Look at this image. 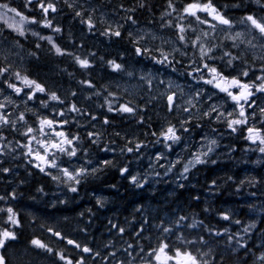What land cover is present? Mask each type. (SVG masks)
I'll return each instance as SVG.
<instances>
[{"label":"trees","instance_id":"16d2710c","mask_svg":"<svg viewBox=\"0 0 264 264\" xmlns=\"http://www.w3.org/2000/svg\"><path fill=\"white\" fill-rule=\"evenodd\" d=\"M1 1L27 17L30 27L37 30L34 31L37 37L51 36L53 42L66 54H56L47 39L34 41L29 38L19 41L17 36L13 37L12 32L4 30L0 24L1 43L8 42L13 46L12 51L6 52L5 45L0 46V51L4 52L0 54V66L11 63L13 69L42 84L47 91L37 93L36 100L47 104V107L43 106L45 118L47 116V119L60 122L67 120L68 123L62 128L67 127L70 136L77 134L79 137V162L88 165V159L92 157L95 165H99L98 173L83 176L78 185L63 184L64 178L58 184L50 175L44 177L42 187L37 183V177L36 182H29V204L22 207L19 201V206L14 210L21 218V225L12 230L16 239L8 240L0 250L6 264H67L68 260L78 264L81 259L83 264H133L141 260V249L156 248L161 240L170 245V250L187 248L190 251H210L219 256L222 264H264L259 259L264 255V152H260L259 148L264 145L253 143L247 138L250 116L246 115V124L235 126L236 131H232L227 123V120L238 119L234 113L231 117L225 114L217 119L213 112L203 109L178 121L177 114L174 110H168L166 100L160 98L156 91L142 89L130 95L122 93L114 84V79L126 71L127 67L138 66L144 61L146 66L152 62L149 69L154 71L165 70L169 66L172 73L180 78L179 81L187 86L196 81L197 75L192 70L202 64L190 44L181 43L193 56L184 58L169 55L170 62L160 64L156 60L161 56L155 55L152 47L147 48L135 41L132 29L152 28L161 35L173 32L177 37L175 26L182 23L196 29L195 32L189 30L185 33L189 38L207 32L210 27L208 24H200L194 17L183 13L188 4L197 0H171L175 11L169 8V0H79L72 5L64 0H50L57 11L50 10L46 16L39 3L46 5L49 0H31V3L27 0ZM261 1L264 3V0ZM198 2L203 4L207 0ZM211 2L232 23L244 19L246 13H251L246 10L249 7L247 0ZM91 7L108 13L114 23L93 24L90 30L92 33H89L88 25L82 21L89 17L91 21L97 18V15H93L96 10L87 13ZM76 12L82 15L77 16ZM167 12L171 15H165ZM197 15L217 23L207 13ZM45 19L51 21V30L43 26ZM32 20L36 22H29ZM168 21H171L172 27H164ZM57 27L60 32L53 31ZM220 27L225 26H217ZM115 30L121 32L119 37L104 35L106 31L111 33ZM224 36V33L217 30L209 33L208 44L219 46L212 53L213 56H216V52L221 56L224 51H233L229 41L223 39ZM137 47L149 51L138 55ZM5 56L7 60L3 59ZM77 56L88 59L91 66L82 68L74 59ZM221 60L206 62L218 69H225L226 65ZM110 61L121 64L123 70L114 71ZM12 82L21 86L14 77ZM1 85L4 88V84ZM24 92H29V89L25 88ZM50 92H55L63 103L51 101ZM106 101L112 102V112L108 111ZM129 101L130 106L136 108L134 113L115 111ZM72 104L80 109L78 113L69 111ZM60 112L64 115H57ZM105 119L109 123L105 124ZM261 120V115H255L252 126L264 134V120ZM182 123L188 131L181 129ZM171 125L180 128L177 134L181 139L172 144L169 152L168 147L164 150L160 148L164 142L159 145V136ZM205 132L211 133V139L216 141L214 145H209L213 150L204 156L207 162L197 164L182 180H176L179 176H171L175 181L174 189L170 183L161 181L157 187L163 186L165 190L150 192L143 186L129 182L132 176L145 172V159L150 158L153 151L159 157H171L174 153V161L190 158L191 152L199 148L197 140ZM89 133H93V136L89 137ZM204 143L200 145L205 147ZM136 144L141 145L138 151L135 149ZM128 147H132L133 151H126ZM62 158L66 160L68 156ZM105 161L111 163L105 165ZM123 168H127L128 172L122 174ZM73 186L77 188L76 192L70 190ZM111 187L115 190L104 192V189ZM135 187L138 190L133 191ZM235 188H244V194L251 195L242 196L238 192L237 195L230 194ZM20 196L21 193H17V197ZM133 205L134 208H131ZM106 207H111L110 215L106 213ZM121 208L123 210L119 211ZM225 215L229 219H224ZM180 217L186 219L180 221ZM137 220H140L144 230L141 236H137V230L134 229ZM193 224L196 226L192 227ZM161 226L171 228L172 231L165 233ZM7 228V217L0 212V230ZM118 228H123L124 232L120 233ZM49 229L59 232L65 239L74 240L81 249L59 242L50 235ZM126 234L129 237L121 240L119 235ZM34 239L41 240L52 251L34 246ZM187 241L195 243L188 244ZM129 245L132 247L129 248ZM85 246L92 249V252H83ZM61 254L64 260L60 259Z\"/></svg>","mask_w":264,"mask_h":264},{"label":"snow or ice","instance_id":"6c2138e0","mask_svg":"<svg viewBox=\"0 0 264 264\" xmlns=\"http://www.w3.org/2000/svg\"><path fill=\"white\" fill-rule=\"evenodd\" d=\"M28 3H31V0H27ZM260 0H257V3H259ZM143 6V5H141ZM39 7L42 10V12L45 14V16L48 14V12L51 10L52 12H56L57 9L55 7V4L49 2L45 5V3L41 2L39 3ZM169 8H173V5L171 3V0H169ZM0 9L6 10L7 12L15 13L17 16L21 17V24L24 21H28V18L23 16L21 13L17 12L15 8H9V5L7 3L0 4ZM198 12H204L207 13L208 16L211 17L212 21H216L217 23L210 24V27L215 30L217 25H223L226 26V30L230 32V30L233 27V23L230 19L226 18L222 13H220L217 8L212 4L211 0H207L206 3H199L193 2L188 4L184 9L183 13L187 14L188 16L194 17L196 21H198L200 24H209L210 22L206 19H201L199 15H197ZM77 16L82 15L80 12H76ZM165 15H171L170 12L165 13ZM180 19H183V15L180 17ZM31 23H35L36 21L32 20L29 21ZM84 23H87L89 30H91L94 25L91 22V17L87 21H82ZM135 23V21H133ZM241 23H247L250 27V31L254 30L259 34V38L261 40H264V19H257L253 15H248L244 17V19L241 21ZM43 26L52 28L51 21L45 19L43 21ZM171 21H168L165 23L164 27H172ZM10 28H14L19 35L23 36L25 35V32L23 30L22 26H16L13 24H9ZM177 30V39L179 42H181L184 45H191L193 48L197 49L199 53V58L201 61L202 66L198 65L194 71L195 72H207L210 78L207 80H204V77L201 76L199 79L203 80L204 83L213 85L215 88L219 89L221 92H224L238 107V112H236V116L240 117L238 119H230L227 120V117L225 119L227 120L228 126L232 129V131H236L237 125H244L247 123V117L245 115V105L248 104L249 98L254 94L252 89L255 88L257 92H264V75H260L256 77V80L260 81L259 84H256L255 81L251 83H246L241 80L240 77H247L249 75V72L247 70L241 71L239 76H232L228 77L225 76L221 71L218 70L217 67L210 65L206 62V60H213L215 57L212 55V53L215 51L216 47L219 46H210L207 43V38L209 36L208 32H202L201 35L196 36L194 38H189L185 35V33L189 30L195 32L196 29L192 28L191 25H188L187 27L183 25L182 23L177 24L176 26ZM53 31L60 32V28H54ZM33 35H38L37 33H33ZM104 35H114L116 37H119L121 35V32L119 30L109 32H104ZM41 39H47L50 44H52V47L54 48L56 54L58 55H64L66 54L64 50H62L59 46H57L54 42L51 36L49 37H41ZM225 39H230L233 44L232 46L235 48H238L240 44H246L247 46H250L252 48L257 47L256 44L253 43V40H256L257 37L253 36L251 39H244V34L241 32H236L235 34H230L225 37ZM239 41V43H237ZM261 48H264V44L260 45ZM178 51V49H176ZM149 49L144 48L143 50L139 47H137L136 52L138 55H143L144 53L148 52ZM35 55V54H33ZM161 58L156 60L157 63L164 64L169 63V54L165 53L163 50L160 51ZM226 59V63L231 66L233 65L234 61H237L241 59L239 56L233 55L230 51H224L222 55L220 56V59ZM264 58V57H262ZM4 60H7V57H3ZM76 62L82 67V68H88L90 67V63L88 59H81L80 57H74ZM155 59V57H153ZM110 66L114 71H122V65L119 63H116L115 61H110ZM195 63V61H193ZM262 72H264V68L261 69ZM128 76H131L132 73H127ZM15 78L16 81H19L21 86H17L16 83L11 82L12 78ZM143 80L146 85L149 87V89L152 86V79L148 77L142 76L140 78ZM0 81H2L4 84H6L8 89H11L12 92L16 95L21 94L24 92V89L27 88L30 91L24 92V95L27 97V99L24 101L25 104L29 100H32L36 97L37 93H45L47 90L46 88L38 83L36 80L30 79L27 75H22L19 70H15L12 68L11 63L4 64L3 66H0ZM84 83V82H81ZM163 83V81H161ZM89 86L92 87V85L89 83ZM172 88V84L169 83L167 85V90L165 93H161V95L164 97L167 103L168 110L171 112L176 107V94L174 92L169 91ZM232 89H237L238 91L234 93ZM4 89L0 87V96H3ZM75 95V93H73ZM109 95H112L111 93ZM199 95V93H197ZM49 98L51 101H58L60 103H63V101L60 99V97L55 92L49 93ZM10 96L4 97V102H0V129H2L5 126H9L13 129H15L17 122H24L27 123L25 120V116L23 113L18 114L16 120L9 119V113L6 111L7 106L10 104H13ZM44 107H47V104L43 101H41ZM108 103V111L112 112L113 106L112 102L106 101ZM188 104L191 107H195L194 104H192V101H188ZM131 101L128 103H125L123 105H120L118 108L115 109V111L120 113H128L132 114L136 111L135 106H130ZM251 106V105H248ZM190 107H185L184 111L190 112ZM69 111L72 112H79L80 109L76 107L75 104H72L69 108ZM211 111L218 112V109H216L215 106L212 107ZM208 114V113H206ZM57 115L63 116L64 113L60 112L57 113ZM225 114L223 112H218L217 119H219L220 116H224ZM233 113H228L227 116L231 117ZM39 128L35 131L38 132L41 135L50 136L47 140H39L35 135H32L34 132V129L31 126H28L24 132L21 134L30 137L29 141L23 145L24 148L27 149L28 155L35 156V160L39 163L35 164V167H37L41 172L45 171V167H52V168H58L61 172L62 176L67 177L68 181L73 182L74 184H79L81 182L80 178L84 175L88 174V170L86 168H80L79 170H73L69 171L68 168H59V165L57 164V153L66 154L69 158L76 157L77 155V149L74 146V142L79 140L78 136H73L72 138H69L68 134H66L64 131H57L56 128L59 125L60 127H63L64 124H67L68 121L64 120L62 122H57L53 119H47V118H41L38 121ZM104 123L107 124L109 121L107 119L104 120ZM181 129L184 131H188L187 128L184 127V124L182 123L180 125ZM45 128L49 129L50 131L48 133L45 132ZM179 129H177L174 125H171L166 128L165 131L161 133V136L163 137L164 141H168L171 143L166 144V147L171 148L172 144L177 143L180 141L181 137L177 135V132ZM89 137L93 136V133L88 134ZM58 138V139H57ZM249 140H252L254 143L259 142V144L264 145V134H261V132L253 127L248 128V137ZM6 140V137H3L0 135V155L4 154V150L7 147L2 141ZM35 141L39 148L35 150L33 153V149L31 147V143ZM216 141L212 140L211 144H215ZM141 147L140 144L135 145V149L138 151ZM41 149L43 152H41ZM213 149L209 147L207 149V152L203 153V155H207L210 153ZM128 152H132L133 148L128 147L126 149ZM260 152H264V147L259 148ZM51 157V158H49ZM207 161L201 158V154H197L193 160L188 162V165H186L183 169V173H187L190 166H195V164L200 163H206ZM2 163V161H0ZM105 165L110 164V161H105ZM10 169L8 168H2L0 169V172H9ZM93 172L96 171V169L92 170ZM122 174L127 173L128 169L123 168L121 169ZM53 179H57L56 176L52 177ZM186 178V177H185ZM131 181L134 184H137V177L132 176ZM137 186L142 187V184H137ZM70 190L72 192H76V187H71ZM4 197L0 196V200H3ZM99 202V201H98ZM0 211H3V209H0ZM7 212L9 213L8 216V222H10L13 225H18L19 221L16 219V214L13 212V209L8 208ZM224 219H229L227 215L223 217ZM186 219L185 217H180L179 220L182 221ZM239 223V221H236ZM196 225L193 224L192 227H195ZM162 227V231L165 233L171 232L172 229L168 227ZM51 231V229H49ZM118 231L120 233L124 232L123 228H118ZM245 232L248 231V229H244ZM56 236H60L59 232L53 233ZM139 235V233H137ZM16 239L15 233L13 231H10L8 229L0 230V249H3L5 247V244L8 240H14ZM178 239H183L182 237H178ZM203 242V241H201ZM67 243L69 244H75V247L80 248L81 246L77 243H75L73 240H68ZM188 244H193L195 241H187ZM32 244L38 248L45 249L48 252H51L52 249L48 247L45 243H43L39 239L32 240ZM132 245H129V248H131ZM170 245L165 241L161 240L156 248H153L150 253H148L149 256H153L157 264H209V261L204 259L205 256L208 255V253H201L197 251L195 254L193 251L188 250L187 248L181 249V248H175L171 251H169ZM82 251L85 253H91L92 249L88 247H83ZM143 251V249H141ZM95 255H99V253H95ZM112 255H115L113 253ZM60 259L64 260L65 257L61 254ZM259 259L261 261H264V255L260 256ZM0 264H5V257L4 255L0 254ZM67 264H72L71 260L67 261ZM78 264H83V260L81 259ZM131 264V262H129Z\"/></svg>","mask_w":264,"mask_h":264},{"label":"rangeland","instance_id":"374dc122","mask_svg":"<svg viewBox=\"0 0 264 264\" xmlns=\"http://www.w3.org/2000/svg\"><path fill=\"white\" fill-rule=\"evenodd\" d=\"M64 1L66 3H69L72 5L74 1H79V0H64ZM0 4H2L1 0H0ZM84 6H86V5H84ZM88 11L89 12L95 11V14H93V15H95V16L97 15V18H95V19H93V21H91L92 24H94V25H96L98 23L99 24H104V23L112 24V23H114V20L110 19L109 14L104 13V11H102L101 9H99L97 11L96 8L91 7L90 9L87 10V13L89 14ZM198 13H203V12H198ZM256 18L261 19V17H256ZM241 20H243V19L238 20L239 22L238 21H235V22L240 23ZM0 24L4 26V28H3L4 30L12 32V36L13 35L17 36L19 38V41H23V40H26L29 38H32L34 41L41 40V37H37L36 35H33L34 31H37V30L33 27H30V25L27 21H24L21 24V17L17 16L15 13L7 12L6 10L0 9ZM9 24H13L16 26H22L23 30L25 32V35H23V36L19 35V33L14 28L9 27ZM210 24H213V22H210L208 24V26H210ZM236 26H238L237 23H236ZM216 30L219 31L220 33L225 34L223 39H225L226 36L233 34V27L230 30V32L228 30H226V26L220 27V28L216 27L215 31ZM87 31L89 33H92V31H90V30H87ZM212 31H214V30L211 27H209L207 32L210 33ZM1 32H2V29L0 30V33ZM132 32L134 33V37H135V38L133 37V39L135 41L140 42L141 44L145 45V47H147V48L152 47L153 50L156 52V53H154L155 55L159 56L160 51L163 50L165 53H168L171 56L177 55V56H182L184 58L193 56L192 52L186 51L187 50L186 47H185L186 50L182 47L181 42L178 41L177 37L174 35L173 32H168L169 35H161L162 33H160V32L158 33L157 31L153 30L152 28H139V27L138 28L134 27L132 29ZM201 33L202 32H200L199 34H201ZM249 33H250V28L246 34L243 33L245 40H247L250 37ZM199 34H196L195 36H192L191 38L199 36ZM170 36H172V37H170ZM227 40L229 41V45L233 49V46H232L233 42L230 39H227ZM237 43H239V41H237ZM1 45H5V52L13 50V46L10 43H8V42H7V44L1 43V39H0V46ZM243 45H245V44H241V47ZM246 48L243 49V52L239 53L240 56H243V55L247 56L250 54V51L248 50L249 48H247V49ZM176 49H178V51ZM194 51H195V53H197L199 55L197 49L194 48ZM176 52L179 55L176 54ZM3 53L4 52L0 51V54H3ZM241 53H242V55H241ZM217 54H219V52H216L214 54V55H216V56H214L215 59H220V56H218ZM13 57L17 58L16 56H13ZM226 59L227 58L221 60V62L226 65V67H225L226 70L221 69L220 67L218 70L221 71L225 76L232 77L233 76V70H232L233 65L229 66L226 63ZM6 62H9V61H6ZM144 62H141L140 66H135V67L129 66V67H127L126 71L119 74L117 79L116 78L114 79V84L116 85L117 88H119V90L122 91V93H129L130 95H134L137 92L141 91L142 89H145L147 91H150V90H152L153 92L156 91L157 95L160 98H164L161 95V93H165L167 90V85L169 83H171L172 88L169 91L174 92L175 94L177 93L176 94V96H177L176 105L178 107H176L174 109V112L177 114L176 116L178 118L177 117L176 118L178 119V121L185 120L186 118L191 117L196 112H200L203 109H204V111L210 112L213 106H215L216 109H218V112H223L224 114L231 113V112H227L225 110H221V109H219V107L223 106L228 101L232 102V103H233V101L231 99L227 100L224 92H221L219 89L215 88L213 85L204 83L203 80L199 79L201 76L204 77V80H207L208 78H210L206 71L205 72H195L194 70H192V73L196 74L197 77L195 76L196 81L193 84H191L190 85L191 87H190V86H187L185 84H182L179 81L180 78H178L176 75H174L172 73V69L169 66H167V68L165 70L154 71L151 68L149 69V67H151V65H152V62L148 63L147 66L145 65L147 63L146 62L144 63ZM129 72L132 73L131 76L127 75V73H129ZM142 76L152 79V86L150 89L146 85V83L140 79ZM161 81H163V83H161ZM11 82H12V80H11ZM1 84H4V83L2 81H0V87L2 86ZM4 85L6 86V84H4ZM17 86L19 87L20 85H17ZM197 93H199V95H197ZM222 93H223V95H221V98H223V99H221L220 102L209 104V105H203L204 102H212V97L215 94H222ZM17 96L20 97L22 95L19 94ZM24 99L25 98L22 97L21 105L26 106V104L24 103V101H25ZM188 101H192V104H194L195 107H191L188 104ZM113 104H115V103H113ZM185 107H190L191 108L190 112L184 111ZM17 110L21 113V109H19V107H17ZM218 112H215L213 114H215L217 116ZM9 116L12 117L13 120L17 119L16 115L12 116L10 114ZM46 118H47V116H46ZM238 118H240V117H238ZM58 119L60 120V116ZM263 120H264V118L262 117L261 121H263ZM57 122H60V121H57ZM177 129H180V128H177ZM56 130L57 131H64L66 134H68L69 138L73 137V136L69 135L67 127L62 128L58 125ZM49 131H50L49 129L45 128L46 133H48ZM74 136H77V134ZM159 137H160L159 145H161L164 142V146L160 147V148L164 150V148L166 147L165 144L168 143V141H164L161 134ZM211 137H212L211 133L205 132L203 134V136L201 137V139L197 140L196 145H197V147L199 146V148L194 149V151L191 152L190 158L185 159V160L178 159V160L174 161L172 158L174 153L171 154V157H168V156L159 157L158 153L156 151H153L151 157L145 159V168H144L145 172L144 173L139 172L140 174L136 176L137 177V184H142L144 189L151 192V191H156L158 189H161V190L164 189L165 190V187H163V186L157 187L158 183L163 181L165 184L170 183V186L174 189V186H175L174 182L175 181L173 182V179L171 178V176H179L176 180H182L190 172V170L193 169L197 165V164H195L194 167L189 165L190 170L187 173H183V169L186 165H188L189 161L193 160L197 154H201V158L205 159L204 158L205 155H203V153L207 152V149L209 148V145L211 144V141L213 140V139H211ZM49 138H50V136H46V140ZM202 143H204L205 147L203 145H200ZM74 146L76 147V149H78L77 141L74 142ZM153 149L154 148H152L151 151ZM155 150H157V149L155 148ZM169 152H171V148H169ZM62 157H67V155L57 153L56 162L59 165V168H68L69 171H73L74 169L79 170L80 168L83 167V168H86L88 170V174L89 173H91V174L98 173V171H99L97 168L99 165H95L92 157H90L88 159V165H82V163L79 162V160L77 159V155H76V157H71V158L68 157V159H66V160H63ZM128 157L131 158L132 156H128ZM49 158H51V157H49ZM67 160H69V161L67 162ZM138 161H139V157H138ZM256 161H259V160L256 159ZM65 162H67V164ZM140 167H142V165H140ZM93 169H96V171L93 172L92 171ZM50 170H52V171L55 170V173H53L54 174L53 176L57 175L58 181H60L62 178H64V180L62 181L63 184L68 185V184L73 183L71 181H68L67 177L62 176V174L58 168L46 167L47 172H49ZM53 180H55V179H53ZM129 182H132L131 178H130ZM130 184H132V183H130ZM132 185L135 186L134 184H132ZM134 189H137V187L133 188V191H135ZM244 191H245L244 188H235V189H233V193H230V194L237 195L236 193L238 192L242 196L251 195L249 193H247L245 195ZM262 191H264V190H262ZM118 210L122 211L123 209L121 208ZM231 263H233V259H232Z\"/></svg>","mask_w":264,"mask_h":264},{"label":"flooded vegetation","instance_id":"af4514ba","mask_svg":"<svg viewBox=\"0 0 264 264\" xmlns=\"http://www.w3.org/2000/svg\"><path fill=\"white\" fill-rule=\"evenodd\" d=\"M247 1H248L247 5L249 7L248 8L246 7V10H249L251 13H246L245 17L248 15H253L254 17H261V19H264V3L261 0L259 3H257V0H247ZM252 12H255V13H252ZM235 21L233 22V34H235L236 32H242L246 34L250 28L249 25L247 23H241V22L238 23ZM236 23L238 26H236ZM42 30H46V29L42 28ZM48 30H51V29L48 28ZM249 36L250 37L248 39H251L253 36L257 37L256 40H253V43L256 44L257 47L252 48L250 46H247L246 44L243 45L242 47L240 44L238 48L233 47V51L231 53L239 57H240L239 53L243 52L244 48L247 47L249 48L248 50L250 51L249 55L247 56L243 55L241 56V59L233 62V76H239L241 71L247 70L249 72V75L247 77H240L241 80L246 83H251L255 81L256 84H259L260 81L256 80V77L260 75H264V72L261 71V69L264 68V58H262L264 57V48L260 47V45L264 44V40H261L259 38V34L255 32L254 30L250 31ZM249 63L251 64L249 65ZM232 91L236 93L238 90L232 89ZM252 91L254 94L249 98L248 104L245 105V115L250 116L248 121L251 127L253 125V118L255 115H262V117L264 118V109H263L264 92H257L255 88H253ZM21 95L22 96L20 97L17 96L16 94L12 92L11 89H8L7 86L4 85L3 96H0V102H4L5 96H10L14 103L8 105L6 111L12 116L13 115L18 116L20 112L17 110V107H19V109H21V113L24 114L25 120L27 122L25 124L24 122L18 121L15 129L9 126H5L2 129H0V135H2L3 137H6V140L2 141V143H4L7 146L4 150V154L0 155V161H2V163H0V169L2 168L10 169L9 172H0V196L4 197L3 200H0V209H3V211H0V212H3L6 215L7 224L9 227L8 230L10 231L13 230L14 227H18L21 225V218L14 210L17 206H19V201L22 207H25L29 204V200H28V194L30 192L29 182L31 180H34V182H36V177H37V183L39 184L40 187H42L44 184V177L46 175H54L53 173H55V170H53L54 172L52 170L47 172L46 167H45V171L41 172L37 167H35V164L39 162L35 160L34 154L28 155L27 149L23 147V145L29 141L30 137L21 135V133L24 132L28 126H31L34 129V132L32 135H35L37 139L46 140V136L41 135L35 131L36 129L40 127L38 123L39 119L45 118V111H44L43 105H41V103L38 102L35 97L34 99L29 100L26 106H23L21 105V99L22 97H24L25 98L24 100H26L27 97L23 94V92L21 93ZM221 95H223V93L215 94L212 97V102H204L203 105H209V104L220 102V100L223 99L221 98ZM226 99L230 100V98L227 95H226ZM248 105H251V106H248ZM219 109L225 110L227 112H231L234 114H236V112H238L239 110L237 105L234 102L232 103L229 101L226 102L223 106L219 107ZM210 112L215 113L216 111H210ZM9 118L13 120L12 117L9 116ZM31 147L34 153L35 150L39 148V145L35 141H33L31 143ZM41 152H43L42 149H41ZM55 176L57 177V175ZM58 184H60V181H58ZM111 190H115V188L114 187L106 188L104 189V192L105 193L111 192ZM134 190H138V188ZM156 191H151V192H156ZM19 192L21 193L22 196L17 197L16 194ZM134 206L135 205H133V207L131 208H134ZM8 208L13 209V212L16 214V219L19 221L18 225H13L10 222H8V216H9V213L7 212ZM110 208L111 207L105 208L106 213H109L112 211V209ZM110 214L111 213H109V215ZM144 221L146 222V220ZM139 222L140 220H137V223L134 224V229H136L137 233H139V235L136 234L137 236H141L142 233L144 232ZM119 237L121 240H125L129 237V235L127 234L119 235ZM60 242H64L65 245H68L66 244L67 242H65L64 240H60ZM151 251L152 249H146V250L139 252V256L141 257L139 258L141 260H138L134 262L133 264H157L154 257L148 255V253H150ZM169 251L171 250L169 249ZM193 252L195 254L197 251H193ZM199 252L208 253V255L204 257V259L208 260L209 264H222L221 260L218 259L219 256H217L216 254L210 251H199Z\"/></svg>","mask_w":264,"mask_h":264},{"label":"bare ground","instance_id":"6f19581e","mask_svg":"<svg viewBox=\"0 0 264 264\" xmlns=\"http://www.w3.org/2000/svg\"><path fill=\"white\" fill-rule=\"evenodd\" d=\"M147 27V26H146ZM169 37V36H168ZM170 37H172V36H170ZM137 43V42H136ZM136 47V46H135ZM236 51V50H235ZM22 53V52H21ZM238 53V52H237ZM23 54V53H22ZM176 54H178L177 52H176ZM20 55V54H19ZM179 55V54H178ZM241 55H242V53H241ZM181 57V56H180ZM241 57V56H240ZM252 59V58H251ZM250 59V60H251ZM252 63V62H251ZM251 63H249V65L251 64ZM22 65V64H21ZM235 65H237V64H235ZM255 65H256V63H255ZM20 66V65H19ZM138 66H140V65H138ZM21 67V66H20ZM254 67V66H253ZM255 68V67H254ZM143 69V68H142ZM146 69V68H145ZM144 69V70H145ZM147 70V69H146ZM149 70V69H148ZM226 70V69H225ZM233 70V69H232ZM144 72V71H143ZM232 72V71H231ZM178 77V76H177ZM186 79V78H185ZM191 87V86H190ZM186 88V87H185ZM188 88V87H187ZM191 90V89H190ZM177 94V93H176ZM263 106H264V104H263ZM262 109V108H261ZM263 109H264V107H263ZM261 111V110H260ZM262 113V112H261ZM34 124V123H33ZM260 125V124H259ZM261 127V126H260ZM13 130V129H12ZM13 134V133H12ZM17 134V133H16ZM22 135V134H21ZM20 136V135H19ZM18 136V137H19ZM154 154V153H153ZM155 155V154H154ZM27 177V176H26ZM23 179V178H22ZM26 179V178H25ZM28 179V178H27ZM157 179V178H156ZM148 180V179H147ZM150 180V179H149ZM7 181V180H6ZM13 183V182H12ZM17 195V194H16ZM16 199V198H15ZM141 258V257H140ZM225 263V262H224ZM228 264V263H227Z\"/></svg>","mask_w":264,"mask_h":264},{"label":"water","instance_id":"95a60500","mask_svg":"<svg viewBox=\"0 0 264 264\" xmlns=\"http://www.w3.org/2000/svg\"><path fill=\"white\" fill-rule=\"evenodd\" d=\"M50 234L52 235L53 234V232L52 231H50ZM54 235V234H53ZM54 237L56 238V239H58V240H61L62 239V236H61V234H60V236H56V235H54ZM69 245H71V246H74L75 244H69ZM5 264H6V262H5Z\"/></svg>","mask_w":264,"mask_h":264}]
</instances>
